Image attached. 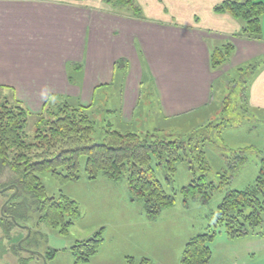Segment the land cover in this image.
Instances as JSON below:
<instances>
[{"label": "rangeland", "instance_id": "rangeland-1", "mask_svg": "<svg viewBox=\"0 0 264 264\" xmlns=\"http://www.w3.org/2000/svg\"><path fill=\"white\" fill-rule=\"evenodd\" d=\"M260 23L264 36V15ZM255 72L254 65L227 70L224 77L214 83L217 103L209 112L175 122L159 120L156 95L149 91L146 98H141L133 120L124 129L117 123L122 115L110 113L120 107L116 103L117 90L96 100L92 111L86 110L95 125L102 128L113 124L112 128L118 132H131L141 138L150 134L165 142L195 140L202 143L203 166L207 171L199 167L193 157L195 154L188 153L192 156L188 158L182 153V160L176 163L170 179L164 167L156 166L157 159L152 158L150 166L154 168L155 177L174 200L171 207L163 209L153 219L146 217L142 201L132 199L125 178L110 181L112 184L107 183L109 180L102 181L106 180L104 178L87 181L85 157L79 159L78 181L62 183L49 171L43 172L39 177L47 197L62 195L78 205L80 216L66 233L42 223L38 203L28 197L15 201L24 202L23 211L27 210L29 219L20 223L19 219L14 222L3 216L5 202L14 197L16 191H0V264H76L71 247L100 229L103 245L86 264H182L185 244L214 229L218 205L227 192L244 190L259 173L260 152L264 148V110L250 106L242 91V85H249ZM70 101L79 104L73 99ZM27 113L26 141L36 144V131H43L44 123L51 117L46 114L37 121L36 114L28 110ZM97 132L101 133L96 127L92 141H97ZM200 176L205 177L204 185L188 188ZM14 179V173L7 170L0 177V183L11 185ZM261 219L258 228L233 239L225 235L224 227L218 226L213 240L208 243L211 252L208 264H264V211ZM53 253L54 256L47 259Z\"/></svg>", "mask_w": 264, "mask_h": 264}, {"label": "crops", "instance_id": "crops-1", "mask_svg": "<svg viewBox=\"0 0 264 264\" xmlns=\"http://www.w3.org/2000/svg\"><path fill=\"white\" fill-rule=\"evenodd\" d=\"M135 1L138 17L105 0H0L2 96L38 115L53 99L92 111L117 90L120 107L110 113L122 115L124 129L147 91L156 95L159 120L175 122L208 113L218 78L257 62L242 91L250 106L264 110V39L239 37L242 23L214 12L225 0ZM227 44L229 60L212 70V50Z\"/></svg>", "mask_w": 264, "mask_h": 264}, {"label": "trees", "instance_id": "trees-1", "mask_svg": "<svg viewBox=\"0 0 264 264\" xmlns=\"http://www.w3.org/2000/svg\"><path fill=\"white\" fill-rule=\"evenodd\" d=\"M105 3L120 14L131 13L136 17L141 14L135 0H105ZM214 12L239 20L242 23L239 37L255 41L264 39L260 23V18L264 15L263 0H225L215 6ZM232 52V44L213 49L210 68L219 69L229 60ZM262 63L264 64V59ZM256 64L258 63L249 67ZM53 101L57 103L54 104ZM58 101H48L44 105L42 113L37 115V121L46 114L51 119L44 123L43 131H36L35 140L38 143H28L24 132L27 111L19 103L10 102L2 96L0 90V177L7 170L15 175L11 185L0 183V191H16V195L7 200L3 208V216L13 218L14 222L19 219L23 223L25 219H29L27 210L23 211L26 207L24 202L15 201L19 197H28L38 203L42 223L58 227L61 233H66L80 216L78 205L62 195L59 198L47 197L39 175L49 171L59 182L78 181L81 157H85L84 174L89 181L104 178L118 182L125 178L132 199L143 202L149 219L155 218L174 202L173 197L164 191L155 177L154 168L150 166L152 158L157 159L156 166L164 167L170 179L175 172L176 163L182 160V153L183 157L188 158L192 157L190 154H195L193 157L199 167L207 171L203 166L202 143L198 144L195 140L190 143L165 142L150 134L141 138L131 132H118L109 124L100 128L89 117L87 107L70 100ZM39 126L40 123L38 129ZM96 127L101 133L97 132V141H92L91 135ZM260 153V169L254 182L244 190L227 192L218 205L214 229L211 233L193 237L185 244L181 253L182 264H208L211 257L208 243L213 240L218 226L224 227L225 235L233 239L247 235L248 230L261 225V213L264 211V148ZM204 179V176H200L188 188L204 185ZM247 209H250L249 213L246 212ZM102 243L100 229L82 242L74 244L71 254L75 263L86 264ZM53 256L54 253L48 255L47 259Z\"/></svg>", "mask_w": 264, "mask_h": 264}, {"label": "water", "instance_id": "water-1", "mask_svg": "<svg viewBox=\"0 0 264 264\" xmlns=\"http://www.w3.org/2000/svg\"><path fill=\"white\" fill-rule=\"evenodd\" d=\"M12 219V221H14V219L13 218H11Z\"/></svg>", "mask_w": 264, "mask_h": 264}]
</instances>
